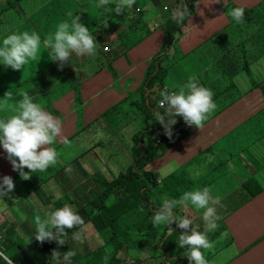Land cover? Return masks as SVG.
<instances>
[{"label":"crops","instance_id":"1","mask_svg":"<svg viewBox=\"0 0 264 264\" xmlns=\"http://www.w3.org/2000/svg\"><path fill=\"white\" fill-rule=\"evenodd\" d=\"M65 1L63 0L64 6H66ZM224 1L229 2V0ZM234 1L240 5L253 7L261 0ZM3 3H7V0ZM163 3H167L165 9L172 16V8L176 5L177 0H137L130 10L139 18L138 21L133 20L134 24L138 23L139 28L142 27L140 40L132 37L136 34L135 26L130 32L125 31L130 19L129 14L118 20L114 12L110 15L108 23H105V27L100 25L94 31V37H99L103 35L106 28L103 43L105 47H110V51H103L100 47L95 56L88 57L90 61L94 57L93 64L96 72L91 73L95 80L87 86L85 99L79 101L80 109L84 110V124H93L88 134L83 133L84 137L78 131V119L74 113L78 106L74 102L75 99L72 98L68 101L66 97H60L59 90L61 82L69 84L67 80L72 79L74 84L70 85L77 91V60L81 63L80 60H84L87 56L79 58L80 56L73 53L71 59L63 68L59 66V61L53 62L49 56V49L44 46L43 41L47 37L53 36L57 29L49 28L47 30L46 23L43 24L42 22L39 25L28 11L22 13L25 16V20H23L26 22L25 31L30 33L33 31L44 32L41 36V46L36 59L30 60L20 70H13L11 67L5 68L0 63V102L3 98H7L17 102L18 106L19 101L11 95L12 90L23 85L24 73L29 63L40 62L39 74L33 78L34 85L31 90L26 92L29 95L32 93L30 96L34 97L35 102L39 103L52 115L54 113V117L63 122V136L57 140V143L52 145L57 152H61L63 145L67 143L74 145L76 152L85 148L94 150L93 153L90 151V155L83 158V166L80 171L85 179L89 178V182L84 180L76 182L78 185L89 187L91 182L95 183L100 178L112 181L108 176L110 173L114 174L113 170L120 162L117 159L113 160L111 153L105 156L99 154L102 147L105 148L111 141L110 144H113L116 140L117 146L124 149L123 146L131 142L133 144L134 138L140 133V131H136V126L134 127L135 131L128 134L125 139L116 136L97 138V128L101 130L104 128L107 134V125L103 121L106 107L113 103H119L118 109L122 106V110H129L131 114L151 121L152 117L155 118L153 110L157 102V99L153 98L155 95L153 90L158 88L161 82L171 90H178L180 86L187 83L189 77L195 76L197 81L200 82L206 76L201 85L210 88L214 92L213 100L217 108L208 116L202 129L188 126L182 117L177 116V126L173 131L172 138L169 139L165 134L167 143L171 145L169 150L162 157L151 162L148 167H154L158 172L164 169L163 166H168L169 163L174 164L172 168H169L168 174L169 186H171L169 188V199H179L184 191L202 190L205 187L211 189L213 197H220V202L215 205L216 213L220 217L217 221L219 227L215 232H212L213 238L211 241L221 239V233L227 232L228 235L225 242L220 244V248L206 250V259L209 264H264V100L262 96V87H264V20L258 19L256 15L254 17L256 21L241 24L236 23L226 13L223 14L221 18L214 22L213 28H216L215 33L217 32V34H227L228 47L224 49L218 38L216 43H207L209 37L215 33H207L200 39H197L196 35L193 34L195 28L199 27L204 21L211 19L209 17L216 16L221 8L226 9L223 7L222 0L219 3H213L212 0H199L197 2L199 5H195L197 12L192 11L193 13L191 12L192 14L188 18L190 22L185 20L183 25H180L181 30L174 35V44L171 45L169 35L165 34L161 22L164 16ZM70 7L66 6L67 9H64L65 13L61 17L60 23L70 22L71 17L68 14ZM90 8L95 9L97 5L92 4L90 0H84L82 6H77L74 16H79L81 19ZM80 12L81 14H79ZM123 13L125 12L120 13V15ZM48 21L50 22V20ZM111 23L118 24V28L113 29ZM57 25V23L54 24V27ZM52 30L53 32H50ZM111 33L116 37L117 43L109 42ZM127 37L134 40L135 47L128 49L123 44L126 43L125 39ZM2 40H0V44H2ZM208 46L211 47L210 50L205 49ZM214 46H216V52L212 49ZM203 53L208 64L215 72L212 75H209L211 72L210 67L208 68L207 65L194 66V61L196 62L198 55ZM41 55H43L42 58ZM74 60L75 65H72ZM153 63H155L154 72L157 81L147 88L144 81L147 69ZM185 64H190V67ZM258 84L259 87H256L255 85ZM14 93L19 92L14 91ZM256 93L258 97H256ZM241 94L243 97L239 101ZM2 110L3 108L0 106V119H3L1 117ZM162 110L160 109L163 113ZM14 114L15 110L9 116ZM126 115L129 114L123 116ZM155 123L157 124V121ZM150 126L152 125L150 124ZM109 127L112 130L114 129L113 124ZM108 131L110 132V130ZM114 133L113 130V133L110 132L109 135ZM65 139L67 143L64 142ZM160 142L158 140V143ZM233 146L237 147L238 151L233 154L232 158L239 167L243 168V176L233 171L231 164L225 157L227 150L229 149L230 152ZM90 159H93L97 166V170L94 172H90L87 167V162ZM131 159L133 158L131 157ZM97 160H99L100 165H97ZM130 162L133 163L132 160ZM6 166L10 167L9 171L11 173L2 172L0 182H2V177L7 175L25 184L27 180L21 179L19 173L13 170L11 162L7 158V153L0 145V168ZM57 166L61 169L58 170V175H52L53 177L56 176L55 184L58 186L54 188L56 190L60 188L62 195L57 196L56 194V200L65 197L73 198L72 190L68 184L71 183L70 176H75L77 172L76 170H70L72 167L70 163L62 165L59 157L54 168ZM27 171L28 169L25 168V172ZM120 173L122 172L118 171L117 176ZM38 179L40 181L41 178ZM29 184L32 185L30 181ZM163 199H167V196H163ZM56 204L52 207L59 208L63 206L61 203ZM71 205L73 206L72 203ZM77 205L79 204L75 206ZM51 208H48V210ZM8 210L13 209L8 208ZM173 211L174 215H189L193 221V226H199V229L203 231V209L197 210L189 203L187 208L182 209L177 206V209ZM48 213L49 211L46 212V215ZM169 229L176 232L174 236L176 239V236L184 231L178 227V222L169 225ZM159 230L157 229L154 233L149 232L148 235L158 237ZM29 231L33 232V228L30 227ZM68 243L78 245V241H74L72 238ZM84 243H88V241L85 240ZM143 244V248H152V245ZM233 245H235V250H231ZM55 246L61 245L57 244ZM82 247L83 250H80V252L83 254H76L73 257L72 264L76 262L79 264L84 260L83 255L87 256L90 253L96 264H104V258L100 257L97 251H95L96 255L93 249L90 251L89 247L83 244ZM70 248L75 252H78L79 249ZM185 249L179 248L175 242L169 243V250L173 254L170 259L176 257L182 263L189 261L183 255L186 252ZM68 250H62V252ZM175 250L176 254L174 253ZM132 264H137V262L132 261Z\"/></svg>","mask_w":264,"mask_h":264},{"label":"clouds","instance_id":"2","mask_svg":"<svg viewBox=\"0 0 264 264\" xmlns=\"http://www.w3.org/2000/svg\"><path fill=\"white\" fill-rule=\"evenodd\" d=\"M219 2L221 0H214V3ZM135 3L136 0H99L97 7L106 10L107 13L114 11L119 15L126 9H131ZM110 4H115L116 7L114 9L105 7ZM196 4L199 5L197 0ZM244 13V7L238 6L229 14L236 23H242ZM69 16L70 22L59 23L54 35L43 41L49 49L52 61H59L61 68L71 59L73 53L81 57L95 56L98 50L96 37L81 22L80 17L72 13H69ZM129 16L135 21L139 20L132 11L129 12ZM190 16L191 10L185 0H177L172 8V19L178 25H183ZM40 46L41 36L35 31L12 32L6 35L0 44V63L5 68L20 70L30 60L36 59ZM153 91L155 93L153 98L157 99L153 115L155 121L163 126L169 139L172 138V129L177 123V116L182 117L188 126L202 129L208 116L217 108L213 100L214 92L199 84L195 76L189 77L187 83L180 86L178 90H169L168 86H164ZM21 95L22 99L18 102L15 114L0 119V145L7 153L13 170L19 173L21 179L29 180L32 173L47 171L57 163V150L52 145L63 136V122L35 102L34 97L28 92H22ZM160 109H163V113ZM103 135L102 130L97 128V138H102ZM64 142L67 143V140L65 139ZM25 168L29 171L25 172ZM14 188L13 178L3 176L0 182V199L9 196ZM219 202L220 197H213L208 187L202 190L184 191L179 199L164 200L154 211L151 224L159 229L161 226L167 227L178 222V227L184 231L179 235L177 244L179 248L187 249L183 255L188 258L190 264H209L204 252L214 247V242L209 239V233L215 232L219 227L217 221L220 217L215 208ZM189 203L197 210H204L203 231L199 229V226H193L189 215H174L173 210L177 209V206L183 209L187 208ZM33 222L34 237L41 243L55 241L59 245H64L68 237L67 230L71 229H78L72 233L74 241H81L84 237L85 221L67 203L49 212L43 218L36 214ZM227 235V232L221 233L220 238L223 239ZM231 250H235V245ZM75 256L76 252L71 248L63 253L54 249L50 262L51 264H72ZM7 264H13V262L8 260Z\"/></svg>","mask_w":264,"mask_h":264},{"label":"rangeland","instance_id":"3","mask_svg":"<svg viewBox=\"0 0 264 264\" xmlns=\"http://www.w3.org/2000/svg\"><path fill=\"white\" fill-rule=\"evenodd\" d=\"M5 2V0H0ZM29 4V8L27 7V4L24 2V6L23 9L24 11H28V13L30 14L31 17H33V19H37L39 20V22L42 24L47 23V20H50L49 26L50 28H56L57 26L54 27V24H59L61 21V17L64 15L65 10L67 9L66 6H64V2L63 0H26ZM40 1L45 2L46 3V7H42L40 6ZM92 2V4H96L98 5L99 0H90ZM10 5L7 6L8 10L5 13H1L0 14V40L3 39L6 35L10 34L12 32V27L13 25L18 26L21 22V18H20V13H17L16 16L13 18V13H14V7L12 6L14 3V0H9ZM212 2L214 3V0H212ZM88 3V2H87ZM86 3V5H87ZM169 3V2H167ZM167 3H163L162 4V10L164 12V16L162 19V24H163V28L165 29V34H167L169 32V21L172 20L174 23L176 21H174L172 19V16L170 15L169 11L165 9V7H167ZM223 3V7L226 9L221 8L219 10V13H217L216 16L214 17H209L211 19L204 21L199 27L194 29L193 34L196 35L197 39L202 38L204 35H206L207 33H215L216 28H213V24L215 21H217L218 18H221L223 16V14H227V16H230V12L233 8L238 7V6H243L245 9V13H244V20L242 23H251L256 21L254 19V17L257 15L258 19L260 20H264V0L259 1L257 4H255L253 7H249L248 5H240L237 2L235 3V1H230L226 2L224 0H222ZM251 3H253L251 1ZM74 5H71L70 9L68 10V14L72 13L73 15L76 14V8L77 6H82L81 1H77L73 3ZM114 4H110V5H106V8H112L113 9ZM65 7V8H64ZM3 7V3H0V9L2 10ZM195 8V9H194ZM191 10V12H197V7H192L189 8ZM15 10H20L19 7H15ZM192 12V13H193ZM114 13V12H108L104 9H101L99 7L92 9L90 8L87 13L80 19L81 22L89 28V30L91 31L92 35L95 36L94 31L97 30V28L99 27V23L100 24L102 22V24L105 25V23H108L109 17L110 15ZM191 13V14H192ZM81 14V12L79 13ZM161 14V12H160ZM172 14V12H171ZM93 17V22L98 21L97 23H92L90 22V18ZM127 19V18H125ZM111 21V20H110ZM130 23V24H129ZM129 23L126 25V32H130L131 31V26L134 28L133 24H134V20L133 19H129ZM241 23V24H242ZM131 25V26H130ZM15 31L17 29H14ZM181 30V28H180ZM221 30V29H219ZM217 30V31H219ZM230 30V29H229ZM228 30V31H229ZM115 31V30H114ZM139 34L133 35V38H137L138 40H140L139 36L142 35V29L139 30ZM106 33V28L103 32L102 36L96 37L97 43H98V50L101 47L103 49V51H105V47L104 43H103V36ZM40 36H43L42 34H39ZM220 34H217V32L215 34H213L212 36L209 37L207 43H211L213 44V42L216 43L217 41V36H219ZM45 36V35H44ZM47 37V36H45ZM48 38V37H47ZM132 40V38H130ZM129 40V37H127L125 39V42H127ZM137 40V41H138ZM134 41V40H132ZM110 43H117L118 41L116 40V37H114L112 35V33L110 34V39H109ZM45 47H47L46 45H44ZM110 48V47H109ZM210 46H208L207 48H205L206 50H210ZM214 52H216V46H214V48H212ZM97 50V52H98ZM43 57V55H41V58ZM90 56H87V58H85L84 60H80L81 63H79V60H77V65H76V70H77V78H78V88L77 91L71 86L74 84L72 79H68L67 82L69 84H66L64 82H61L60 85V90H59V95L60 97H66L68 101L72 100V98L75 99V104L78 106V108L76 109V111L74 112L76 114V118L78 119V131L81 132V134H85V133H89L91 127L93 124L89 123L88 125L84 124V110L81 108L80 109V104L79 101L80 100H84V96L87 93V86L90 85L91 83L94 82L95 77L91 76V73H95L96 69L95 66L93 64L94 61V57L92 58V60L90 61L89 58ZM79 58H82L81 56ZM199 59V60H198ZM198 59L196 60V62L194 61V66L196 67L197 65H201V66H205L207 65L208 68L210 67V65L208 64L207 58L205 56V54L203 53L202 55H198ZM163 60V59H162ZM186 61H188V59H186ZM162 62V61H161ZM75 65V60L73 61V64ZM187 67H190V64H185ZM40 62L34 61V62H30L27 69L25 70L24 73V83L21 87L18 88H13V93H11V95H13V97H15L18 101H20L22 99L21 93L27 90H31V87L34 85L33 82V78L38 76L39 71H40ZM211 74H214V70L212 67L209 68ZM208 75V76H209ZM207 76V77H208ZM206 76H204L201 81L199 82V84L203 83V80ZM170 78H169V82H170ZM168 82V80H167ZM168 82V83H169ZM71 84V85H70ZM14 91H18L19 93H14ZM76 93H77V98H76ZM32 93H30L31 95ZM1 97V94H0ZM215 102V101H214ZM0 106L3 108L2 113H1V117H8L17 107V102L12 101V100H8L7 98H3L2 102H0ZM119 103H113L111 105H109L108 107L105 108V112H106V117L103 118V121L106 123L107 125V134H106V130L104 128H102V131L104 133L103 138H107V137H118L120 139H125L127 138V135L130 133H133L135 131L134 127H136V131H140V133L136 136V138H134V142L132 144L128 143L125 144L123 146L124 149H121L117 146L116 144V140H114L113 144L112 141L108 144L107 147L101 149V155H106L111 153V155H113V160L117 159L120 160L119 164H117L115 166V169L113 170V173H110V175L108 176L110 179L115 180L118 171L122 172V173H126L128 167L130 165H132L133 163H135L134 161V155H135V143L137 141V139H140L141 133L143 134L146 131V128L148 127V123L145 121V118H139L136 115L131 114V112L129 110L125 111L122 110V106L120 107V109H118ZM81 110V111H80ZM162 110V109H161ZM163 111V110H162ZM122 114V115H121ZM124 114H129L126 116H123ZM121 115V116H119ZM53 116H55V114L53 113ZM149 123L151 124V121H149ZM113 124V130L115 131L114 134H110L113 133V130L109 127L110 125ZM110 130V132L108 131ZM173 131V129H172ZM157 134L163 138V144L164 145H168L169 143H167V137L165 136L164 133V128H160V130L157 132ZM161 139V138H160ZM57 143V141L55 142ZM233 149L229 152V149L227 150V153L225 155V157L228 159V162L231 164L232 169L234 172H236L237 174H239L240 176H243L244 170L243 168L239 167L236 164V161L233 160L232 156L233 154L238 151L237 147L233 146ZM92 152L94 150H92L91 148H85L83 150H80L78 152H76V148L74 145L67 143L66 145H63V150L61 152H57V156L59 157L62 165H64L65 163H70V165L72 166L70 170L74 171L76 170V175L75 176H70L71 179V183H69V187L72 190V194H73V198L69 197V198H61L59 200H56V194L57 196H61L62 192L61 189L58 188L57 190L54 187H58L55 184V177H53L52 175H58V170L61 169V167L57 166L54 168V165L51 166L47 171L44 172H35L31 174V178L27 181H25V184L23 182H19L18 179L14 180V184H15V188L12 192L9 193V196L12 197L14 195V193H16L15 191L17 190V187L19 186V196L21 198V200H18L16 203H14L11 206V211H9L7 208L4 209V212H6V214L10 215L13 221L10 222L12 225H19L17 228V231L22 233L21 231H23V234L26 235L27 237H29L28 234H25V229L27 231H29V228L32 227L33 228V232H29L32 233L33 237L35 235V225H34V216L36 214L41 215V217H45L46 216V212L49 211L51 212L52 210H54L56 207H52L54 204L56 203H61V205L64 204H69L71 205V203L73 204V208L75 211H77L79 208L81 207H85L87 210L90 209L88 206V202L93 201L96 197L100 196L106 189L105 185L101 184V181L103 180L102 178H100V180L96 181L95 183L91 182V184H89V187L87 186H81L78 185L76 182L77 181H88L89 182V178L85 179V176L83 175L81 171L82 169V160L84 157L90 155L89 152ZM85 153H87L86 155H84ZM84 155V156H82ZM77 157V158H76ZM95 157V156H93ZM131 157L133 159H131ZM224 157V158H225ZM133 161V163L131 164L130 161ZM97 165L99 164V160L96 161ZM174 164L173 163H169L168 166H163L162 170L160 171H156L154 167H148L146 166L144 168V170H149V171H155L158 173L159 178H158V183L163 180V178L167 177V175L169 174V168H172ZM87 167L88 170L90 172H94L95 170H97V166L94 162L93 159H90L87 162ZM10 167L6 166L4 168H0V175L2 174V172H6V173H11L10 171ZM64 171H66V169L63 168ZM118 170V171H117ZM25 171V169H24ZM29 171V170H28ZM27 171V172H28ZM220 174V173H219ZM169 176V175H168ZM38 178H41L40 181ZM50 178V179H48ZM29 181L32 183V185L29 184ZM83 181V182H84ZM60 187V186H59ZM129 188V187H128ZM24 193H26L24 195ZM34 193V194H33ZM64 193V191H63ZM85 193V194H84ZM24 195V198H23ZM9 196H5L3 198V200H10ZM165 197V195H163ZM54 203V204H53ZM76 204H79L77 206H75ZM56 205H60V204H56ZM52 207V208H51ZM48 208H51L50 210H48ZM1 214V213H0ZM7 219L3 216H0V226L6 221ZM126 225V223H125ZM163 229H167L169 232V226L167 227H161L158 233V237L155 235H148L143 236V240H145V243H147V245H152V248H139L136 249L135 245H131L130 247V251L128 254H124L120 253L119 256L124 257L122 258V260H124V264H132V261L137 262V264H190L189 261H185V263L180 262V260H177L176 257H172L170 259L169 256V249L168 246L166 244H164V240L165 239H161L162 237V230ZM167 232V231H166ZM149 233V232H148ZM178 234L176 238H170L171 242H175L177 244L178 242V238H179ZM31 236V235H30ZM212 233H209V239L212 240ZM23 238V237H22ZM104 237L96 230V228L94 227V225L92 223H88L85 225V232H84V237L81 241H78V245H75L73 243H68L70 239H66V243L64 245L61 246H55L54 249H57L59 251L62 252V250H68L70 247H73L74 249H78V252H76V254L81 253L80 250H83L82 244L85 245L86 247H89V250L91 251V249H93V251H97L98 255L100 257L104 258L103 263L106 264L109 262L110 260V245L107 244L106 240L103 239ZM226 238V237H225ZM225 238L223 239H219V240H213L214 242V247L213 249H218L221 247L220 244H223L225 242ZM24 239V238H23ZM26 240V239H25ZM68 240V241H67ZM87 240L88 243H90L92 245H89L88 243H84V241ZM142 240V238H141ZM142 240V241H143ZM105 245V248H102L101 251L100 247H102V245ZM158 244V245H157ZM178 245V244H177ZM158 246H160V248H158ZM187 251V249H185ZM89 251V252H90ZM63 253V252H62ZM176 254V253H175ZM205 257L207 258V254L206 251L204 252ZM84 260H82L79 264H95L92 262V256L90 255H83ZM51 259V256H50ZM7 260V258H6Z\"/></svg>","mask_w":264,"mask_h":264},{"label":"trees","instance_id":"4","mask_svg":"<svg viewBox=\"0 0 264 264\" xmlns=\"http://www.w3.org/2000/svg\"><path fill=\"white\" fill-rule=\"evenodd\" d=\"M77 1H81V4L84 2V0H66L65 5L71 6ZM198 1L199 0H197V2ZM24 2L29 8V4L26 0H14L12 5L14 7L13 18L17 13H20L21 18V22L18 26H16V28L13 25V32H23L26 30V22L23 21L25 20V16L22 15L24 11ZM185 2L188 4L189 8H192L194 5H196V0H185ZM0 3H3V1H0ZM39 3L40 6L46 7L45 2L40 1ZM9 5V0H7V3H3L4 8L2 10L0 9V14L7 12V6ZM15 7H19L20 10L16 11ZM115 7L116 5L114 4L113 9ZM131 9H126L125 13L122 15L116 14V17H118L117 19L119 20L125 15H128ZM32 20L33 19L31 18V21ZM35 22H37L39 25L41 24L37 19H35ZM90 22H93V17L90 18ZM48 23L50 22L47 20V30L50 28ZM100 25L101 27H105L104 24H100L99 22L98 26ZM111 25L113 29L118 28V24L111 23ZM133 26H135L137 34L138 31L142 29L141 26L139 28L137 22ZM14 29L17 30L15 31ZM132 29L133 27H131V30ZM179 31L180 25L170 20L169 32L167 35H169V42L171 45L174 44V35H176V33ZM50 32H53V30ZM36 33L43 34L44 32L42 33L39 31ZM217 37L220 45L224 47V49H227V34L223 33ZM123 44L128 47V49L136 46V44L130 38L126 43ZM167 46L169 47L168 43ZM108 51H110L109 47L107 48V52ZM154 70L155 63H153L147 69L146 79L144 81V84L147 86V88L157 81L155 80ZM164 85L165 84L161 82L158 87L163 88ZM255 86L259 87V84ZM262 91L264 100V87H262ZM242 97L243 95L241 94L239 101L242 99ZM256 97H258L257 93ZM105 117L106 112L103 114V118ZM145 121L148 123V127L143 134L141 133L140 139H137L135 143V163L128 167L126 173H120L115 180L108 181L105 178H102L103 180L101 181V184L106 186L105 191L93 201L87 203L90 209L87 210L85 207H81L77 210V212L84 219L85 225L92 223L96 230L104 237L103 239L106 240L107 244L110 245L111 257L109 262L106 264H124V260H122L124 257L121 258L119 254L123 252H125V255L128 254L131 245H135L136 249L143 248V243H145L143 236L147 237L148 232L154 233L157 231V229H155L151 224V217L154 214V211L164 200H166L163 199V195H166L167 199H169V188L171 187L169 186V176L163 178V180L158 183V173L155 171L144 170V168L157 158L162 157L169 150L171 145H164L163 138L160 136V134H157L161 128V125L159 122H157V124L155 123V118L152 117V126H150L149 119L145 118ZM176 126L177 123L173 126V131ZM80 135L84 137V134ZM158 140L161 142L158 143ZM15 192L16 193H14L10 200L0 199V216H3L7 219L0 226V252L5 256L4 257L2 254H0V264H7L8 260H11L13 264H51V259L48 255L50 248L49 244L54 247L58 243L55 241H45L44 243H41L37 241L35 237H33L32 233H29L30 231H27L26 229L25 234H28L29 237L24 235L23 231H21L22 233L18 232L16 227L19 225H12L10 223L13 221L10 219L11 216L4 212V209L11 208L14 203H16L18 200H21L19 196V186ZM25 194L26 193H24V195ZM77 230L78 229L67 230L68 237L66 239L72 238V233ZM162 233L161 239H165L164 244H166L169 249V243H171L170 238H173L176 232L172 230L168 232L167 229H163ZM102 248H105L104 244L98 249L101 251ZM158 248H160V246H158ZM175 252L176 250L174 253ZM97 253L95 252L94 254L97 255ZM168 253L169 256L173 255L171 250H169ZM92 262L96 264L95 261L92 260ZM75 264L78 263L76 262Z\"/></svg>","mask_w":264,"mask_h":264},{"label":"built area","instance_id":"5","mask_svg":"<svg viewBox=\"0 0 264 264\" xmlns=\"http://www.w3.org/2000/svg\"><path fill=\"white\" fill-rule=\"evenodd\" d=\"M49 245H50V248H49L48 254L51 256V254L53 252V246H51V244H49Z\"/></svg>","mask_w":264,"mask_h":264},{"label":"water","instance_id":"6","mask_svg":"<svg viewBox=\"0 0 264 264\" xmlns=\"http://www.w3.org/2000/svg\"><path fill=\"white\" fill-rule=\"evenodd\" d=\"M0 254H2L1 252H0ZM3 255V254H2ZM4 256V255H3ZM5 257V256H4Z\"/></svg>","mask_w":264,"mask_h":264}]
</instances>
